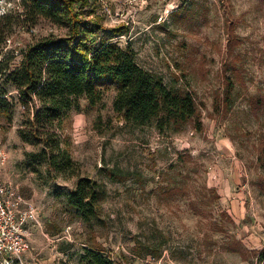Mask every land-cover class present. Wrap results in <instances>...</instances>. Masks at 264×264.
<instances>
[{
  "label": "rangeland",
  "instance_id": "1",
  "mask_svg": "<svg viewBox=\"0 0 264 264\" xmlns=\"http://www.w3.org/2000/svg\"><path fill=\"white\" fill-rule=\"evenodd\" d=\"M17 2L0 0V13ZM95 4L104 27L96 43L130 47L168 88L190 93L199 127L190 121L163 134L124 122L110 88L96 106L80 99L55 130L77 165L67 175L48 166L41 143L20 138L28 115L7 84L1 180L37 221L26 228L21 264H83L90 246L119 264H264V0ZM49 35L65 37L67 28L39 19L14 33L9 71L26 43ZM80 176L102 190L90 223L67 200Z\"/></svg>",
  "mask_w": 264,
  "mask_h": 264
},
{
  "label": "trees",
  "instance_id": "2",
  "mask_svg": "<svg viewBox=\"0 0 264 264\" xmlns=\"http://www.w3.org/2000/svg\"><path fill=\"white\" fill-rule=\"evenodd\" d=\"M95 0H18L0 13V113L9 107L7 84L14 87L16 100L26 110L29 126L19 130L24 141L41 143L49 167L75 175L76 163L60 147L55 133L65 116L79 109V100L96 106L105 91L113 88V111L127 123L153 125L159 133L179 132L192 121L199 127L197 104L190 93L168 88L161 78L141 67L130 47L116 43H96L104 30L95 12ZM39 19L67 28L62 38L49 35L25 44L22 61L16 71H9L15 49L8 50V40L21 29L34 26ZM225 94L229 100L232 86ZM69 172V173H68ZM100 185L88 177H78L68 193L69 206L90 223L97 220ZM264 259V251L260 253ZM83 264H119L92 246L84 249ZM17 264V263H14Z\"/></svg>",
  "mask_w": 264,
  "mask_h": 264
},
{
  "label": "built area",
  "instance_id": "3",
  "mask_svg": "<svg viewBox=\"0 0 264 264\" xmlns=\"http://www.w3.org/2000/svg\"><path fill=\"white\" fill-rule=\"evenodd\" d=\"M5 153L0 147V264H21L20 256L27 246L26 228L29 222L36 223L33 206L21 209L22 199L13 188L1 180ZM3 255L8 258H1Z\"/></svg>",
  "mask_w": 264,
  "mask_h": 264
}]
</instances>
